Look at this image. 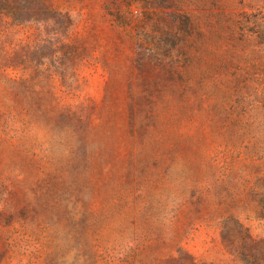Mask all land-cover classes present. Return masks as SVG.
Here are the masks:
<instances>
[{
    "label": "rangeland",
    "instance_id": "1",
    "mask_svg": "<svg viewBox=\"0 0 264 264\" xmlns=\"http://www.w3.org/2000/svg\"><path fill=\"white\" fill-rule=\"evenodd\" d=\"M11 1L0 264H264V0ZM144 11L187 18L160 59Z\"/></svg>",
    "mask_w": 264,
    "mask_h": 264
},
{
    "label": "trees",
    "instance_id": "2",
    "mask_svg": "<svg viewBox=\"0 0 264 264\" xmlns=\"http://www.w3.org/2000/svg\"><path fill=\"white\" fill-rule=\"evenodd\" d=\"M21 7L19 3H12L11 0H0V10L6 11L13 20L20 21L22 19H28V11ZM26 7V6H23ZM49 9L44 5H39L38 10L33 14L36 18H42ZM25 15L23 16V14ZM116 18L117 13H116ZM120 22L121 19H119ZM141 24H139V32H145L146 29H154L158 34L164 32L165 37L152 38V40H144L142 37L136 39L137 55L136 59L142 61L145 58L160 59L162 55L169 54L175 46L183 41L188 33V21L184 14L172 11L166 14H155L149 11H144L141 18ZM123 25V23H122ZM124 25H128L124 23Z\"/></svg>",
    "mask_w": 264,
    "mask_h": 264
}]
</instances>
